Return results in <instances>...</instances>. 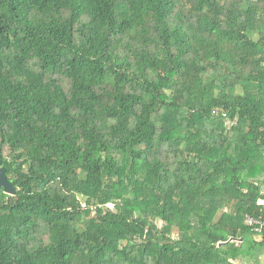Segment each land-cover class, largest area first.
<instances>
[{
  "label": "trees",
  "instance_id": "16d2710c",
  "mask_svg": "<svg viewBox=\"0 0 264 264\" xmlns=\"http://www.w3.org/2000/svg\"><path fill=\"white\" fill-rule=\"evenodd\" d=\"M263 152L264 0H0V264H240Z\"/></svg>",
  "mask_w": 264,
  "mask_h": 264
},
{
  "label": "crops",
  "instance_id": "0c3cea01",
  "mask_svg": "<svg viewBox=\"0 0 264 264\" xmlns=\"http://www.w3.org/2000/svg\"><path fill=\"white\" fill-rule=\"evenodd\" d=\"M262 201H264V199H258L257 205H261ZM251 231L253 235H250L247 241V244L250 246L249 253H247L241 261L238 260V262L240 264H264V231L255 232L252 229Z\"/></svg>",
  "mask_w": 264,
  "mask_h": 264
},
{
  "label": "built area",
  "instance_id": "2783aa9c",
  "mask_svg": "<svg viewBox=\"0 0 264 264\" xmlns=\"http://www.w3.org/2000/svg\"><path fill=\"white\" fill-rule=\"evenodd\" d=\"M264 156V152H263ZM263 210L262 215H245V222L252 228L255 232H263L264 231V201H262Z\"/></svg>",
  "mask_w": 264,
  "mask_h": 264
},
{
  "label": "water",
  "instance_id": "95a60500",
  "mask_svg": "<svg viewBox=\"0 0 264 264\" xmlns=\"http://www.w3.org/2000/svg\"><path fill=\"white\" fill-rule=\"evenodd\" d=\"M3 186L5 192L14 194L16 188L4 176V168L0 167V187Z\"/></svg>",
  "mask_w": 264,
  "mask_h": 264
}]
</instances>
